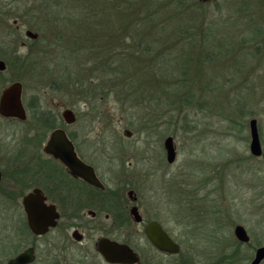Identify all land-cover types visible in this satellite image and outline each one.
<instances>
[{"label":"rangeland","instance_id":"rangeland-1","mask_svg":"<svg viewBox=\"0 0 264 264\" xmlns=\"http://www.w3.org/2000/svg\"><path fill=\"white\" fill-rule=\"evenodd\" d=\"M43 1L0 0V60L6 65L0 71V93L11 82L21 81L25 106L36 101L41 111L60 117V126L73 136L86 158L101 172L110 168L107 180L114 187L128 180L138 194L144 220H158L182 253L157 251L144 237L143 224L130 222L114 229L113 237L128 239L140 254L141 264H250L256 248L264 246V51L254 56L253 44L241 40L253 36L254 27L264 37V0H156V15H163V20L175 26L180 16L191 18L193 35L200 28H213L214 36L207 38L212 49L218 50L224 42L237 55L231 62L213 55L216 62L207 64L205 75L200 76L209 80L212 90H198L196 103L188 107L175 96L152 104L140 87L143 84L132 80L128 72L108 74L99 66L91 76L89 68L96 63L90 54L103 47L108 32L101 38L97 33L92 43L77 38L75 17L69 12L75 11L76 3L60 0L44 9L40 8ZM37 8V12L32 10ZM27 30L37 33L38 40L26 36ZM56 32L68 38L57 40ZM77 39L84 41L83 51ZM174 53L179 59L178 51ZM192 56L201 67L200 51ZM123 59L120 63H127ZM77 67L87 81L80 78L83 85L75 88ZM136 89L144 100L141 93L133 95ZM237 105L245 115L241 116ZM65 108L74 111L75 122H63ZM227 114L239 119L233 128L222 120ZM28 117L31 123L32 115ZM252 118L257 120L261 156L249 150ZM27 125L0 116V142L23 141ZM126 129L129 136L124 134ZM167 136L173 137L175 145L173 163L166 160ZM237 224L245 228L249 242L237 240ZM60 241L59 233H50L41 241L39 257L60 253ZM16 243L19 248V240ZM86 252L91 255L82 263ZM62 260L63 264H106L96 257L93 244L71 243Z\"/></svg>","mask_w":264,"mask_h":264},{"label":"flooded vegetation","instance_id":"flooded-vegetation-1","mask_svg":"<svg viewBox=\"0 0 264 264\" xmlns=\"http://www.w3.org/2000/svg\"><path fill=\"white\" fill-rule=\"evenodd\" d=\"M23 105L26 110L25 119L7 117L0 113L3 118L28 123L23 141L20 139L18 142H0V264H8L9 260L30 249L32 258L26 264H63V252L71 243L87 246L93 244L96 257L106 264H113L107 262L98 252L97 241L100 238H109L132 247L128 239L120 241L114 238V229L127 226L130 222L143 224L142 233L147 239L144 228L149 221L155 219L144 220L138 205V194L128 180L115 187L108 182L110 168L101 172L93 160L86 158L74 142L73 136L60 126V117L46 112L45 119L48 123L44 126L48 128L44 130L35 126V119L29 122L28 107L24 102ZM61 117L63 122L71 124L65 121L62 112ZM59 128L63 129L72 141L76 155L93 168L100 185L72 174L70 168L59 158L45 151L51 133ZM29 129L33 130V133L29 134ZM29 195L32 196L29 207L33 211H39L41 219L54 215V225L49 226L43 233H35L29 225L23 201L25 196ZM133 206L137 207L141 221L135 220L131 211ZM164 230L168 233L165 228ZM53 231L61 236L60 253L45 254L40 258L41 241L46 240ZM169 236L172 237L170 234ZM18 240L19 248L16 243ZM147 241L150 243L148 239ZM151 246L154 247L152 244ZM48 249L47 245L46 250ZM155 249L164 254L175 255ZM4 252L11 254L6 255ZM89 255L91 254L83 253V259L80 261L85 262ZM138 255L140 259L134 264L142 262L139 253Z\"/></svg>","mask_w":264,"mask_h":264},{"label":"trees","instance_id":"trees-1","mask_svg":"<svg viewBox=\"0 0 264 264\" xmlns=\"http://www.w3.org/2000/svg\"><path fill=\"white\" fill-rule=\"evenodd\" d=\"M73 1L76 3L77 8H75L74 12L70 10L69 12L71 13L70 17H75L73 19L77 24V32L79 33L77 35L75 31L77 38L82 36L84 40L87 38L92 43L93 38H97V33L98 37L101 38L108 32L105 37L106 42L102 44L103 47L98 46V50L90 54L94 59V64L96 63V66L89 68L91 76H94L101 69L99 66L104 68L108 74L114 73L124 76V73L128 72L132 80L143 84L140 87L148 92L145 95L148 100H152V104H161L163 98L175 96L183 107L191 106L196 103L195 101L199 97L198 90L202 92L212 90V87H209V80L201 77L205 75L203 71L207 69V64L216 62L213 60V55L218 54L217 58L221 57V60L228 59L229 62L236 60L237 55L233 56L234 47L230 48L229 44L222 42L218 50L212 49L214 45H210V41L207 38L214 36L212 34L214 33L212 32L213 28L207 26L206 29L200 28L199 33L193 35L196 31L191 30L189 23L191 18L184 19L180 16L174 26L170 20H163V15H156V7L154 8L156 0ZM57 2L59 3L60 0L43 1L40 8H49ZM32 10L37 12L39 8ZM118 31L120 33L125 32L126 35L122 36L118 34ZM252 31L253 36L244 37L241 41L243 44H253L254 56H260L264 51V46L258 41L259 36L263 35H260L259 32L262 30L254 27ZM65 36L63 32L55 33L57 40H63ZM65 38L68 37L66 36ZM125 38L128 40L126 44ZM260 39H262V44H264V37ZM34 40H38V37ZM78 42L79 39H77L76 43L78 44ZM83 42H79V49L82 51L85 48L83 47ZM215 42L218 41L216 40ZM196 47H198V52L200 51L202 54L201 67L194 64L195 59L192 55L198 54ZM80 50L77 51L76 55H80ZM177 51V55L180 56L179 59L174 53ZM188 52L192 55H188ZM121 59L127 60V63H120L119 60ZM77 70L75 74L76 80L72 83L75 88L83 85V83H79L81 81L80 78H83V81L87 78L83 74L85 72H81L79 67H77ZM119 78L124 79L125 77ZM67 83L65 84L66 86L71 84V82ZM62 86L63 83L60 88H63ZM139 93H141L140 96L144 100V94L138 89L133 95L136 96ZM237 106V110L242 114L241 116L245 115L246 112L243 107L241 105ZM27 107L32 119L37 121L35 126H40L44 130L48 128L44 126V124L48 123L45 119L47 113L40 110L36 101L28 103ZM223 119L227 122V126H231L228 128H233V126L238 124L239 120L231 114L223 115ZM181 253L182 251L178 254Z\"/></svg>","mask_w":264,"mask_h":264},{"label":"water","instance_id":"water-1","mask_svg":"<svg viewBox=\"0 0 264 264\" xmlns=\"http://www.w3.org/2000/svg\"><path fill=\"white\" fill-rule=\"evenodd\" d=\"M25 34L32 39H36L38 37V34L31 30H27ZM5 66V62L0 60V71L4 70ZM0 113L7 117H17L20 119L26 118V110L22 101V83L20 81H13L1 90ZM62 115L67 123L75 121V114L70 108L63 109ZM249 131L251 137L249 144L250 153L254 156H261L262 146L257 120L255 118H252L249 121ZM124 132L126 136L130 135L129 130L126 129ZM173 142L172 136H167L164 140L166 160L169 163H173L176 158V150ZM45 151L59 158L70 168L72 174L81 176L91 183L100 185V181L96 177L93 168L83 162L76 155L73 143L63 129H55L51 133L47 145L45 146ZM31 197V195L25 196L23 200L28 215V222L31 229L35 233H43L49 228V226L54 225V215H50L48 219H41L39 211H33L29 207V200ZM131 211L135 220L141 221L142 217L139 214L137 207L133 206ZM144 232L150 243L158 250L172 254L180 252L181 246L169 236L160 222L156 220L149 221L144 228ZM234 235L237 240L244 243L248 242L250 238L245 228L240 224L235 225ZM96 247L98 252L109 263L134 264L140 259L138 253L132 247L109 238H100L97 241ZM31 258L32 254L30 249L9 260L8 264H26V262L31 260ZM262 260H264V246H259L256 248L254 257L250 264H260Z\"/></svg>","mask_w":264,"mask_h":264}]
</instances>
